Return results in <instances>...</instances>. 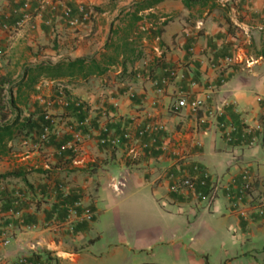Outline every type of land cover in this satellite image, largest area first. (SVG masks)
Masks as SVG:
<instances>
[{
  "label": "crops",
  "instance_id": "1",
  "mask_svg": "<svg viewBox=\"0 0 264 264\" xmlns=\"http://www.w3.org/2000/svg\"><path fill=\"white\" fill-rule=\"evenodd\" d=\"M154 1L0 0V127L13 126L0 139V175H14L0 181V240L10 238L0 264H264V0ZM77 60L112 64L26 86L29 66ZM207 88L197 114L174 109ZM46 114L56 126L41 142ZM148 125L161 127L156 143L127 159L122 134ZM103 126L116 148L97 143ZM73 131L79 153L59 154ZM195 168L219 181L213 192H169L168 173ZM244 171L253 184L238 201ZM77 200L90 218L71 228Z\"/></svg>",
  "mask_w": 264,
  "mask_h": 264
},
{
  "label": "built area",
  "instance_id": "2",
  "mask_svg": "<svg viewBox=\"0 0 264 264\" xmlns=\"http://www.w3.org/2000/svg\"><path fill=\"white\" fill-rule=\"evenodd\" d=\"M218 4L222 6H226L228 3L231 2V0H215ZM62 19L68 24L69 27H74L77 25V21L72 17V11L70 8L65 7L62 10L61 13ZM87 17V14L84 15ZM28 15L24 14L22 16V19L16 23V26L22 25L24 21L28 19ZM5 29H7V26H4ZM246 33H250V28H248ZM228 62H230L229 59H226ZM212 88H207L202 97H195L191 101H188L186 98H178L174 102V109L176 110H182L188 108L191 113L197 114L212 98ZM210 116H214L215 118H218L221 114H218V112L212 114V112H209ZM44 120L48 122L49 126L45 127L43 129L42 134L40 135V141L41 142H47L48 138L51 134V127L54 128L56 126V120L53 119L49 115L44 116ZM219 126L221 128H224L225 135L228 139V141L231 139V133L233 132L232 129H227L225 127V124L220 123ZM161 129L159 128H154L151 126H145L143 129L139 130L136 135H132L130 131H126L122 134L121 139L123 140V146L125 148V155L127 159L129 160H137L143 155L146 154V151L153 147V144L156 143V139L153 138L154 132L157 130ZM82 136L83 134L80 131H73L72 132V137L69 141L66 143L62 144L58 148V153L61 154L65 151H69L73 155H77L80 151L81 144H82ZM148 137L149 138V143L144 142V138ZM97 143L101 146L109 145L112 148H116L119 144V140L117 138H113L109 136L108 129L103 126L101 127V133L98 137ZM195 170L198 172V175L195 177H190L182 172L179 173H168L167 174V179L170 181V186H169V192L175 195H180V196H193L195 199H199L201 196V193L197 191L198 187H207L209 185V189L211 192L214 191L216 185L218 184V180L213 178L211 174H209L207 171L199 168H195ZM240 181H241V188H240V196L237 199L238 201L241 200L242 196H244L248 191L251 190L252 184H253V177L247 172L244 171L241 176H240ZM228 192H230L229 189H227ZM231 194H229V197ZM16 197L19 199H23L25 197L21 193H17ZM238 201L233 203L232 206H235L236 203L238 204ZM82 209V203L80 200L75 201L71 206L67 208V215L65 218V222L67 223L68 226L71 228L83 221L84 219H89L90 217L86 213H80L79 210ZM240 214L243 216L244 213L240 212ZM17 219H20L21 216L19 213H15ZM10 241V238L7 237L6 235L3 236L0 240V246L1 247H6L8 246ZM18 264H43L41 262H33L29 263L25 259H21Z\"/></svg>",
  "mask_w": 264,
  "mask_h": 264
},
{
  "label": "trees",
  "instance_id": "3",
  "mask_svg": "<svg viewBox=\"0 0 264 264\" xmlns=\"http://www.w3.org/2000/svg\"><path fill=\"white\" fill-rule=\"evenodd\" d=\"M161 0H155L154 3H157ZM208 1V0H203ZM184 4L189 6V2L185 1ZM141 4H138V6ZM142 8V7H141ZM139 18L135 14L130 16V25L129 29L132 30ZM128 35V32H127ZM101 64L96 63L95 61L86 62L85 60L77 61H60L56 64L50 63H40L35 66H29L28 71H30V77L28 78V83L26 86L32 87L35 85L36 81L40 77H44L51 81H62L67 80L69 83L78 79L86 80L91 76H99L107 71V67L112 64L111 60H106ZM20 83H17L19 85ZM47 115V114H46ZM45 116V115H44ZM44 116L41 119L43 126L41 128V134L43 129L49 126L48 122L44 120ZM12 125L0 127V139L6 134L9 135V131L12 129ZM40 134V135H41ZM13 174H4L0 175V181L7 178L13 177Z\"/></svg>",
  "mask_w": 264,
  "mask_h": 264
}]
</instances>
